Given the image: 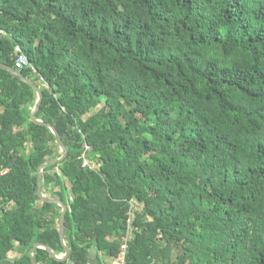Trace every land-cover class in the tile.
I'll return each mask as SVG.
<instances>
[{
    "label": "trees",
    "instance_id": "obj_1",
    "mask_svg": "<svg viewBox=\"0 0 264 264\" xmlns=\"http://www.w3.org/2000/svg\"><path fill=\"white\" fill-rule=\"evenodd\" d=\"M0 31L68 151L42 189L70 255L36 264H109L130 217L127 264H264V0H0ZM36 99L0 68V264L65 254Z\"/></svg>",
    "mask_w": 264,
    "mask_h": 264
},
{
    "label": "water",
    "instance_id": "obj_2",
    "mask_svg": "<svg viewBox=\"0 0 264 264\" xmlns=\"http://www.w3.org/2000/svg\"><path fill=\"white\" fill-rule=\"evenodd\" d=\"M0 68L6 69L9 72H11L14 75H17L20 79H22V81L26 82L27 84H29L37 93V99L35 101V104L30 112V118L31 120H33L35 123L37 124H42V125H46L48 126L51 131L55 134L56 139L60 145L61 151H62V157L57 159V160H51L48 161L44 164H42L40 166L39 169H37V193H39V197L43 202H48V203H52V204H56L58 206H60L62 208V214H61V218H60V238H61V243L62 246L65 250V254L63 256H57V254L55 253V251H53L51 248L47 247V246H43V245H39V244H35L33 245L32 249L29 251V258L31 260L32 264H36L34 259H33V253L35 250H46L49 252V254L51 255L52 258H54L57 261H65L68 259L69 255H70V250L69 248L66 246L65 243V220H66V213H67V206L60 202L59 200H56L54 198L48 197L43 193V189H42V179H43V171L47 168L50 167L52 165L61 163L62 161L65 160V158L68 155V151L67 148L65 146V143L63 141V138L61 136V134L59 133V131L56 129V127L54 125H52L51 123L45 122L41 119H37L35 118V113L37 112V110L40 109L42 101H43V92L41 90L40 86H37L35 83H33L32 81L28 80L27 78L23 77L16 69H14L13 67L4 65L0 63Z\"/></svg>",
    "mask_w": 264,
    "mask_h": 264
},
{
    "label": "built area",
    "instance_id": "obj_3",
    "mask_svg": "<svg viewBox=\"0 0 264 264\" xmlns=\"http://www.w3.org/2000/svg\"><path fill=\"white\" fill-rule=\"evenodd\" d=\"M0 34L3 35L4 32L0 31ZM14 54V61L18 69L30 68V63L27 58L23 55L22 51L20 50V47L17 46L15 48ZM86 164L87 163H85V165ZM126 223H128L129 225L132 224V217L126 220ZM129 225L128 235L122 238L119 253L111 264H127V260H125V255H127V252L129 250V244L132 240V229Z\"/></svg>",
    "mask_w": 264,
    "mask_h": 264
},
{
    "label": "crops",
    "instance_id": "obj_4",
    "mask_svg": "<svg viewBox=\"0 0 264 264\" xmlns=\"http://www.w3.org/2000/svg\"><path fill=\"white\" fill-rule=\"evenodd\" d=\"M92 254V258H94L93 254L96 255V253L94 252V250L91 251ZM63 256V255H62ZM112 262H110L109 264H111Z\"/></svg>",
    "mask_w": 264,
    "mask_h": 264
},
{
    "label": "rangeland",
    "instance_id": "obj_5",
    "mask_svg": "<svg viewBox=\"0 0 264 264\" xmlns=\"http://www.w3.org/2000/svg\"><path fill=\"white\" fill-rule=\"evenodd\" d=\"M13 256V258H17V254H12L11 257ZM62 256V255H61Z\"/></svg>",
    "mask_w": 264,
    "mask_h": 264
}]
</instances>
